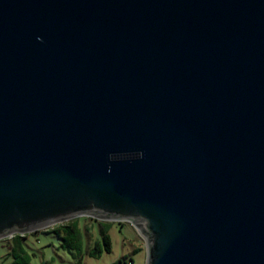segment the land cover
Instances as JSON below:
<instances>
[{
	"label": "water",
	"instance_id": "1",
	"mask_svg": "<svg viewBox=\"0 0 264 264\" xmlns=\"http://www.w3.org/2000/svg\"><path fill=\"white\" fill-rule=\"evenodd\" d=\"M78 216L264 264V0H0V239Z\"/></svg>",
	"mask_w": 264,
	"mask_h": 264
},
{
	"label": "rangeland",
	"instance_id": "2",
	"mask_svg": "<svg viewBox=\"0 0 264 264\" xmlns=\"http://www.w3.org/2000/svg\"><path fill=\"white\" fill-rule=\"evenodd\" d=\"M80 232L81 260L75 249H70L54 231L55 225L26 233H15L0 239V264H144L146 246L143 237L128 221H104L89 216L70 220ZM62 223V222H61ZM109 229H104L105 225ZM111 240L109 252L90 256L96 242L102 244L100 230ZM63 233L61 234V236ZM18 242V249L15 246ZM75 253V254H74ZM124 262H122V261ZM127 262V263H125Z\"/></svg>",
	"mask_w": 264,
	"mask_h": 264
},
{
	"label": "trees",
	"instance_id": "3",
	"mask_svg": "<svg viewBox=\"0 0 264 264\" xmlns=\"http://www.w3.org/2000/svg\"><path fill=\"white\" fill-rule=\"evenodd\" d=\"M103 228L109 229V225L106 224ZM54 231L56 232V234H58V236L62 238L64 245L66 244L70 249H75V251L79 254V261H80L81 260L80 257L81 246L79 244L80 232L78 231V228L75 226V224H73L72 221L58 223L55 225ZM62 233L63 235L61 236ZM100 234L102 237L103 246H100V243L96 242V244L92 248H90L89 251L90 256L95 257L98 256V254L101 253L102 251L109 252L111 249V240L110 237L107 235V232H104V230L102 229L100 230Z\"/></svg>",
	"mask_w": 264,
	"mask_h": 264
},
{
	"label": "crops",
	"instance_id": "4",
	"mask_svg": "<svg viewBox=\"0 0 264 264\" xmlns=\"http://www.w3.org/2000/svg\"><path fill=\"white\" fill-rule=\"evenodd\" d=\"M17 245H18V242H15V246H16L18 249H20Z\"/></svg>",
	"mask_w": 264,
	"mask_h": 264
},
{
	"label": "bare ground",
	"instance_id": "5",
	"mask_svg": "<svg viewBox=\"0 0 264 264\" xmlns=\"http://www.w3.org/2000/svg\"><path fill=\"white\" fill-rule=\"evenodd\" d=\"M64 222V221H63Z\"/></svg>",
	"mask_w": 264,
	"mask_h": 264
}]
</instances>
